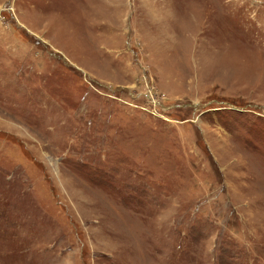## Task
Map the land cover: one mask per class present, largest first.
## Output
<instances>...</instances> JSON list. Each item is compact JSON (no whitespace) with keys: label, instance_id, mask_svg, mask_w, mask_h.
Here are the masks:
<instances>
[{"label":"rangeland","instance_id":"374dc122","mask_svg":"<svg viewBox=\"0 0 264 264\" xmlns=\"http://www.w3.org/2000/svg\"><path fill=\"white\" fill-rule=\"evenodd\" d=\"M0 264H264V0H0Z\"/></svg>","mask_w":264,"mask_h":264}]
</instances>
